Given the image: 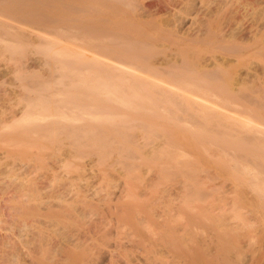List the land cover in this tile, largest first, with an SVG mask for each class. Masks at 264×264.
I'll use <instances>...</instances> for the list:
<instances>
[{"label": "bare ground", "instance_id": "bare-ground-1", "mask_svg": "<svg viewBox=\"0 0 264 264\" xmlns=\"http://www.w3.org/2000/svg\"><path fill=\"white\" fill-rule=\"evenodd\" d=\"M263 61L264 0H0V264H264Z\"/></svg>", "mask_w": 264, "mask_h": 264}, {"label": "rangeland", "instance_id": "rangeland-1", "mask_svg": "<svg viewBox=\"0 0 264 264\" xmlns=\"http://www.w3.org/2000/svg\"><path fill=\"white\" fill-rule=\"evenodd\" d=\"M238 34L241 35L240 33H238ZM78 41H79V40H78ZM263 64H264V61H263V62H260V66H263ZM251 78H252V77H251ZM246 79H247L248 81L250 80V82L252 81L251 79H249V77L246 78ZM246 79H245V80H246ZM252 79H254V78H252ZM253 81H254V80H253ZM236 105H239L240 107H238V106H236ZM233 107H234V108L236 107L235 110L238 111L240 114H243L244 111H245V113L249 114L250 116H247L248 119H249V118L251 119L252 115H254L253 110H255V109H256V110H259L257 106L252 105V104L250 105L249 103L244 104L243 102H242V103H241V102H239V103H235V106H234V104H233ZM237 108H238V109H237ZM240 108H241V109H240ZM242 108H243V109H242ZM231 109H233V108H231ZM223 110H224V109H222V111H223ZM240 110H241L243 113H241ZM231 111H232V110H231ZM260 112H261L262 114H264V111L261 110ZM228 113H229V111H228ZM226 114H227V113H226ZM231 114H233V113H231ZM199 115H201V114H199ZM228 115H230V114H228ZM244 117L247 118L246 116H244ZM263 117H264V115H263ZM236 118H237V117H236ZM192 119H193V122L191 123ZM192 119H190V118L188 119V118H187V120H185L186 122H188L187 124H189V126H190V127H189V126L186 124V122H185V124L187 125V127H189L190 129H191V128L193 129V128H195V127H196V128H199L200 126L196 125V124H199V122L194 121V120H196V118H192ZM241 119H242V118H241ZM250 119H249V121H250ZM252 119H253V117H252ZM188 120H190V121H188ZM245 120H246V119H245ZM233 121H235V123H238V124H239V126H238L237 124L233 123V124L235 125V127H236V125L238 126L239 129L236 127L237 130H239L238 132H241L242 130H243V131H247V130H248L247 127L250 129V131L252 130V124L250 125L249 122H248V123H249L248 125H245V124H246V121H243L242 123H241L239 120H235V119H233ZM195 122H196V123H195ZM244 122H245V123H244ZM194 123H195V124H194ZM253 124H254V123H253ZM186 125H185V126H186ZM194 125H195V126H194ZM240 125L242 126L243 129L240 128V127H241ZM254 125H255V124H254ZM193 126H194V127H193ZM197 126H198V127H197ZM244 126H246V128H245ZM200 128H201V127H200ZM240 129H241V130H240ZM246 129H247V130H246ZM193 130H194V129H193ZM141 132H142V130H137V131H136V133H140V134H141ZM140 134L137 135V136L139 137ZM141 135H142V134H141ZM137 136H136V137H137ZM181 136H185V135H184V134H181ZM136 137H135V138H136ZM143 137H144V138H143ZM162 137L165 138L166 141H169V140L166 139L165 136H162ZM162 137H160L162 141H161L158 137H156L155 140L152 141V143L150 142L152 145H151V146L149 145L147 148H148V150H149V148L151 149L152 146L156 145V146H154V147H156V148L153 147V148H152L153 150L151 149L150 151H153V152H154L155 154H157V155H159V153H162L163 155H166V154L169 155V154L171 153V150H170V152H169V154H168V153H166V152H167V148H166V149H162L163 147L160 146V142H161V145H162V143H164V142H163L164 139H162ZM140 138H141V141H139L138 143H142V141H144V140L147 141V140H146L147 137H146L145 135H143L142 137L137 138V141H138V139H140ZM142 138H143V139H142ZM159 140H160V141H159ZM145 141H144V142H145ZM183 141H184L183 143H180V144H172V145H171V143L166 144V142H165V146H166V145H167V146H170V145H171V146L168 147V148H169V149H173L174 151H175V149H176V151H177V149H178L179 153H180L181 151H183V152H181V153H184V154L186 153V154H188V157L191 156V159H189V160H194L195 157H198V155H200L199 152H197V151L194 149L195 147H194L193 144H191L189 141H185V139H184ZM153 142L155 143L154 145H153ZM145 143H146V142H145ZM150 143H149V144H150ZM156 143H157V144L159 143V145H157ZM142 144H143V143H142ZM163 145H164V144H163ZM179 145H180V146H179ZM158 146H160V147H158ZM167 146H166V147H167ZM178 146H179V147H178ZM181 146H182V147H181ZM164 148H165V147H164ZM183 148H184V149H183ZM169 149H168V151H169ZM163 150H166V151H164L165 154L163 153ZM173 150H172V152H173ZM208 150H210L212 154L208 153V151H207L206 154H209V155H211V156H215V158H216V155L218 154V151H217L216 149H215L216 151L213 150L211 146H209ZM176 151H175V152H176ZM210 151H209V152H210ZM175 152H173V153H175ZM173 153H171V154H173ZM179 153H175V154H173L171 157H169V156L171 155V154H170L168 157H169L170 159H171V158H177L179 155H181V153H180V154H179ZM184 154H183V155H184ZM186 154H185V155H186ZM183 155H182V156H183ZM237 155H238L237 152L233 153V156H235V157H233V167H234V168H237V167L239 168V166L242 165L240 168H244V169H246L248 173H245V174H247V175H249V176H252V175L256 176L257 174L255 175V173H259V168H258V166H256V165H252L251 161H250V163L248 162V163H247V166H246V162L249 160V158H248V160H247L246 158H244V160H243V157H242L241 159L244 161V162H243V161L240 160V158H239ZM242 155H243V152H242ZM89 156H90V158H89ZM89 156H86V157L82 158V160H81V161H82L83 168H84L83 171L85 172V175H84V177H82L81 180H82V182H83V180H85V181H84L85 183H86V182L89 183V182H90V180H89L90 178L92 179V181L95 182L96 177H99V176L93 171V170H94V165H95V163H96V164H98V163H97V162H91V161L89 162V159L92 160V159L95 158V156H94V157L92 156V159H91V155H89ZM182 156H179V158L182 157ZM192 156H194V158H193ZM239 156H240V154H239ZM112 157H113V156L110 157V160H112V159L114 158V157H113V158H112ZM164 157H165V156H164ZM247 157H249V156H247ZM86 158H88V159L86 160ZM166 158H167V157H166ZM169 158H168V160L162 159V160H164V161H160V162L158 163V164L160 165V167L165 168V169H167V167H168V168L171 169V167H169V166H170V162H169L170 159H169ZM192 158H193V159H192ZM235 158H237V159H235ZM95 159H96V158H95ZM95 159H94V160H95ZM177 159H178V158H177ZM185 159H187V158L184 156V159H183V157H182V159H178V160H184L183 162H185ZM245 159H246V160H245ZM189 160L187 159L186 161H189ZM85 161H88V162L86 163ZM92 161H93V160H92ZM245 161H246V162H245ZM194 162L196 163L195 160H194ZM234 162H235V163H234ZM252 162H253V161H252ZM88 163H89V164H88ZM99 163H100V162H99ZM187 163H188V162H187ZM192 163H193V162H192ZM91 164H92V165H91ZM163 164H166L167 167H166V166H161V165H163ZM190 164H191V163H190ZM193 164H194V163H193ZM236 164H240V165L237 166ZM249 164L252 165L253 167H254V166H256V167H254V168L252 167L253 169H251V166H249V169H247ZM183 165H184V164H183ZM185 165H187V164L185 163ZM185 165L183 166V168L185 167V169H186V166H185ZM197 165H199V166L189 165V163H188L187 168H189V167L192 168V167H193V168H196V169L199 171L200 174H199V173L196 174V176H198V175L201 176V178H199L200 181H198V184H199V182H200L201 184L203 183L202 185L200 184L201 187H207L208 184H209V185L211 184L210 186L208 185V187H213V186H215V187L218 189V192H220L221 189H222V190H223V193L226 194V193H225V190H227V189L225 188V186H227V188H228V186H229V188H230V185H229V183H230V179H229V177H227L225 174H222V173L218 172V170H217L214 166H212V165L209 163V161H206V160H205V161H201L200 164H197ZM92 166H93V167H92ZM98 166H99V165L96 166L97 168L95 167L97 170H98L99 168L102 167V166H101V167H100V166L98 167ZM210 166H211V167H210ZM245 166H246V167H245ZM117 167H120V164H118L115 168H117ZM203 167H204V168H203ZM85 168L87 169V172L90 173V171H88V169H90V170L93 171L94 173H92V174L90 173V174L88 175V173L86 172ZM120 168H121V167H120ZM120 168H118V169H116V170L118 171ZM146 168H147V170H148V171H147V172H148L147 176L145 175V176H146V179H147V183H148V181H150V182L152 183L153 180H152V179H151L152 181H151V180H148V178H149L150 176L152 177V175L154 174L153 172H157L158 169H157V168H154V167H150V168H148V166H146ZM183 168H182V170H184ZM199 168H202V169L199 170ZM256 168H258V169L256 170ZM106 169H107L108 172H110V173H112V174H113V173H116V174L118 175V173H119V172L117 173L116 170L111 169V168H106ZM153 169H155V170H157V171H154ZM172 169H173V168H172ZM254 169H255V170H254ZM137 170H138V168H136L135 171L138 172ZM149 170H150V171H149ZM151 170H152V171H151ZM174 170H175V169H174ZM179 170H180V167H179ZM204 170H205V171H204ZM212 170H214L215 172L212 171ZM252 170H253V171H252ZM135 171H133V172L135 173ZM198 171H197V172H198ZM202 171L207 172V173H204V172H202ZM255 171H256V172H255ZM260 171H261V170H260ZM213 172H214V173H213ZM254 172H255V173H254ZM139 173H140V172H139ZM149 173H151L152 175H150ZM157 173H158L159 176L162 177L161 179H164V180H165V182H164V180H163V181L160 180V181H157V183H158V182L166 183L167 185H166L165 187H169V186H171V189H172V187H173L172 184H173L174 181H172V180H170V179H171V178H172V179H175V176L173 175V176H174V178H173L172 175H170L169 178H167L166 176H164V174H161L159 171H158ZM93 174H94V175L96 174V175H95L96 177H95ZM112 174H110V175H112ZM130 174H132V173H130ZM155 174H156V173H155ZM203 174H204V175H203ZM92 175H93V176H92ZM119 175H120V174H119ZM119 175H118V176H119ZM135 175H136V174H135ZM156 175H157V174H156ZM156 175H155V178L158 177V176H156ZM175 175H176V174H175ZM86 176H87L88 178H85ZM113 176H114V175H113ZM127 176H129V178H130V177H132V176H134V175H129V173H128ZM178 176H179V175H178ZM181 176H182L181 178H183V179H181L180 182H178V180H177V181L175 180V181L178 183V184H176V185H179V183H181L182 180H187V179H185V177H186L185 175H181ZM184 176H185V177H184ZM199 176H198V177H199ZM202 176H204V177H202ZM94 177H95V178H94ZM120 177L122 178V179H120V180H122V181L125 180V177H122V175H121ZM151 177H150V178H151ZM198 177H196V178L198 179ZM209 177H210V179H209ZM213 177H214V179H213ZM216 177H218V178H216ZM252 177H253V176H252ZM117 178H118V177H117ZM132 178H133V177H132ZM153 178H154V176H153ZM155 178H154V179H155ZM166 178H167L170 182H171V181H172V182L170 183L169 181L166 180ZM215 178H216L217 180H215ZM219 178H220V179H219ZM93 179H94V180H93ZM112 179H113V178H112ZM114 179H115V177H114ZM118 179H119V178H118ZM118 179H116V180H118ZM157 179H158V178H157ZM202 179H203V180H202ZM206 179H208V180H206ZM212 179H213V180H212ZM228 179H229V180H228ZM96 180H97V179H96ZM201 180H202V181H201ZM214 180L217 181V182H214ZM218 180H219V181H218ZM112 181H113V180H112ZM154 181H155V180H154ZM154 181H153V182H154ZM222 181H223V182H222ZM224 181H225V183H224ZM116 182L119 183V180H118V181H115L114 183H116ZM150 182H149V183H150ZM176 182H174V184H175ZM183 182H184V181H183ZM220 182H222V185L220 184ZM226 182H227V183H226ZM157 183H156V184H157ZM196 183H197V182H195V185H196ZM231 183H232L231 186H232V185H233V186L235 185V182H234V181L232 182V180H231ZM89 184H92V183H89ZM205 184H207V185H205ZM218 184H219V185H218ZM224 184H225V185H224ZM159 185H162V184H159ZM181 185H182V184H180V186H181ZM200 185H196V186H200ZM162 186H164V185H162ZM221 186H222V187H221ZM175 187H176V186H175ZM177 187H178V186H177ZM171 189H169V190H171ZM230 189H231V188H230ZM172 190H174V188H173ZM227 192H228V190H227ZM171 194H172V192H171ZM218 194H219V197H218V198H220V196H221V197L223 196L222 191H221V193H218ZM230 194H231V192H229V194L227 195V197H231L232 194H231V195H230ZM173 196H174V195L172 194V197H173ZM225 196H226V195H224V199H225ZM173 198H174V197H173ZM220 199L222 200L223 197L220 198ZM226 199H227V198H226Z\"/></svg>", "mask_w": 264, "mask_h": 264}]
</instances>
